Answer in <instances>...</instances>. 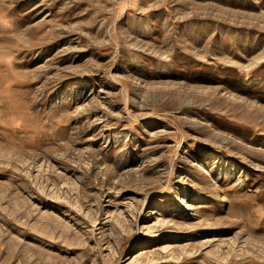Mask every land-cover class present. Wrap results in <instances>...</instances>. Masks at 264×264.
<instances>
[{"label":"rangeland","instance_id":"obj_1","mask_svg":"<svg viewBox=\"0 0 264 264\" xmlns=\"http://www.w3.org/2000/svg\"><path fill=\"white\" fill-rule=\"evenodd\" d=\"M0 264H264V0H0Z\"/></svg>","mask_w":264,"mask_h":264},{"label":"bare ground","instance_id":"obj_2","mask_svg":"<svg viewBox=\"0 0 264 264\" xmlns=\"http://www.w3.org/2000/svg\"><path fill=\"white\" fill-rule=\"evenodd\" d=\"M168 246H169V245H168ZM151 253H152V252H151ZM149 254H150L149 249L144 248V249H141V250H140V253H138L135 257H136V258H139V259H142V258L148 257Z\"/></svg>","mask_w":264,"mask_h":264}]
</instances>
